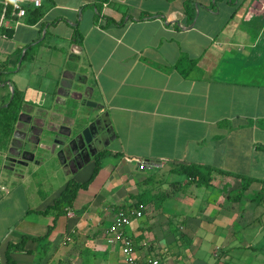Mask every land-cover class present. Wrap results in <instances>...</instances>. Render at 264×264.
I'll return each mask as SVG.
<instances>
[{
  "label": "crops",
  "instance_id": "obj_1",
  "mask_svg": "<svg viewBox=\"0 0 264 264\" xmlns=\"http://www.w3.org/2000/svg\"><path fill=\"white\" fill-rule=\"evenodd\" d=\"M187 1L194 18L186 0H43L36 21L28 6L1 27L0 106L13 87L20 128L71 123L75 72L107 131L65 213L42 211L93 157L77 162L85 179L62 156L0 172V202L20 208L0 213L1 264H126L106 229L137 203L125 231L138 264H264V0ZM14 123L0 157L23 136ZM187 164L211 167L209 182L174 171Z\"/></svg>",
  "mask_w": 264,
  "mask_h": 264
},
{
  "label": "water",
  "instance_id": "obj_2",
  "mask_svg": "<svg viewBox=\"0 0 264 264\" xmlns=\"http://www.w3.org/2000/svg\"><path fill=\"white\" fill-rule=\"evenodd\" d=\"M67 81L69 96L67 106L73 114L71 123L59 125L48 122L39 125L29 119L26 123L22 122L20 128L19 113L14 128L16 131L22 129L23 136L19 138V144H14L11 139L8 144H3L6 151L0 157L1 173L6 167L14 173L15 166L20 163L18 157L24 154H29L35 162L45 163L54 159L61 161L62 156L64 160L76 164L80 159L89 161L97 152L103 150L98 147L105 141L107 131L96 111L97 103L89 97L86 82L75 72ZM13 93L14 89L11 87V94ZM62 133H65L66 139L58 136Z\"/></svg>",
  "mask_w": 264,
  "mask_h": 264
},
{
  "label": "trees",
  "instance_id": "obj_3",
  "mask_svg": "<svg viewBox=\"0 0 264 264\" xmlns=\"http://www.w3.org/2000/svg\"><path fill=\"white\" fill-rule=\"evenodd\" d=\"M94 5L96 6L97 9L99 8V5L97 3H95ZM40 8L34 9L33 11L34 17L32 18V21H36L41 16ZM1 10H2V5L0 3V14H1ZM185 12L187 14H190L191 18H194V14H192V12H194V9L192 8V6L189 4L187 0L185 2ZM1 31L8 32L4 28H2ZM75 35H76V41H77L79 39L78 34L76 33ZM183 60L184 58L182 57L180 59V63H179L180 65L183 64L184 62ZM17 110H18V92H16V90L14 89L12 99L7 103L5 107L0 106V135L11 129V126L13 125L17 112H18ZM106 153H107L106 150H101L94 155L93 171L90 177L86 181L77 182L75 180H69L66 184V187L63 189L61 194L55 199L53 204L42 212L46 213L48 210H54L56 211L57 215L65 213L66 209L72 205V202L74 201L76 197L78 189L86 188L88 184L90 183V181L97 174L100 168L101 159L104 157ZM212 170L213 169L209 166H201L197 164L181 165V166H178L177 169H174V171L177 174H183L187 176L188 178H190L192 182H197V183H208L210 180V174ZM140 206H143V204L142 203L136 204V207H140ZM22 242L15 244V247H20Z\"/></svg>",
  "mask_w": 264,
  "mask_h": 264
},
{
  "label": "built area",
  "instance_id": "obj_4",
  "mask_svg": "<svg viewBox=\"0 0 264 264\" xmlns=\"http://www.w3.org/2000/svg\"><path fill=\"white\" fill-rule=\"evenodd\" d=\"M43 0H0L2 10L0 14V28L6 21L15 16L22 17L27 12V7L40 8ZM144 162L139 163V168L143 169ZM142 206L119 208L106 229V241L108 243H118L126 264H138L131 239L126 235L125 227L129 224L131 217L142 215ZM1 264V263H0ZM144 264H170L159 257L152 256L145 259Z\"/></svg>",
  "mask_w": 264,
  "mask_h": 264
},
{
  "label": "rangeland",
  "instance_id": "obj_5",
  "mask_svg": "<svg viewBox=\"0 0 264 264\" xmlns=\"http://www.w3.org/2000/svg\"><path fill=\"white\" fill-rule=\"evenodd\" d=\"M228 10L229 8H223L221 9V15H220V18H224V17H227V14H228ZM237 18H239V16L236 15ZM218 18V19H220ZM10 98V96H9ZM8 98V100H9ZM7 100V99H6ZM84 157V156H83ZM74 166L77 167V176L79 179H85L89 176V173H91V170H92V167L91 166H86L85 163L83 164H80V163H76L74 164ZM3 183H6V181H2ZM5 196V192L3 189H0V199L2 197ZM22 204V202H20V205ZM12 208V205H11V202L9 200H2L0 202V213L1 212H6V214L8 215V219L10 222H12V220H15L17 217L16 215L19 213L18 210L20 209H15L11 212H9V210ZM14 218V219H13ZM2 228H6L5 225L2 226Z\"/></svg>",
  "mask_w": 264,
  "mask_h": 264
}]
</instances>
